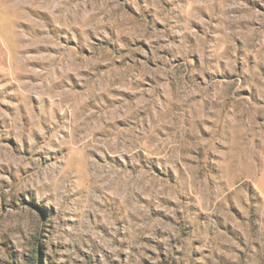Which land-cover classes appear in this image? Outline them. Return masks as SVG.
<instances>
[{
    "label": "rangeland",
    "instance_id": "1",
    "mask_svg": "<svg viewBox=\"0 0 264 264\" xmlns=\"http://www.w3.org/2000/svg\"><path fill=\"white\" fill-rule=\"evenodd\" d=\"M0 264H264V0H0Z\"/></svg>",
    "mask_w": 264,
    "mask_h": 264
}]
</instances>
